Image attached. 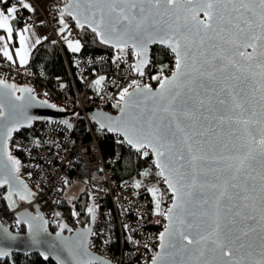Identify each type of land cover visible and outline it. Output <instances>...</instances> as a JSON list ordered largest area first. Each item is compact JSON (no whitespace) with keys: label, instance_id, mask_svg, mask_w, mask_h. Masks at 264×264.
Returning a JSON list of instances; mask_svg holds the SVG:
<instances>
[{"label":"snow or ice","instance_id":"6c2138e0","mask_svg":"<svg viewBox=\"0 0 264 264\" xmlns=\"http://www.w3.org/2000/svg\"><path fill=\"white\" fill-rule=\"evenodd\" d=\"M73 2L76 8L68 4L59 20L63 25L60 34L73 52H79L82 44L79 40L68 39L71 32L64 35L68 29L65 14L72 17L80 29L87 26L101 43L118 50L116 59H121L120 54L127 55V50L131 49L136 58L131 67L139 76L145 75L144 69L151 63V45H160L174 54L170 75H164V69L168 66L162 65L159 74L152 76L158 82L156 90L149 84L141 86L139 81L132 80L120 93L118 103L123 104L120 107L122 117L128 113L134 97L142 94L145 105L151 100L153 107L147 119L142 114H130L127 119L113 121L109 118L106 123L97 121L101 129L122 136L124 139L120 143L131 146L141 156L153 154V166L158 169L155 175L162 178L173 194L171 206L163 209V193L160 189L155 186L147 189L154 197L155 214L167 221L164 231L157 237L160 252L153 257L151 264H166L162 254L168 249L187 257L177 264H264V0ZM7 3L8 0H0V4ZM21 9L35 12L30 0H16L9 7H0V30L4 32L0 35V42H3L0 51L13 64L17 62L8 48V42L15 34L19 41L15 56L23 66L28 63L30 55V36L26 33L31 31V26L15 31L13 21L18 20ZM201 14L203 19L200 18ZM35 43H40V40L37 39ZM218 72L227 73L224 78L226 81L243 79L249 82V92H244L243 88L236 92L228 83L217 80ZM104 79L100 77L96 85H102ZM205 81L221 84L219 91L216 88L208 89L215 94L216 103L229 113L217 115L216 119L222 124L234 122L243 126L247 138L239 147L234 145V156L227 157L233 163H228L224 169L211 170L220 176L227 173L222 183L201 179L205 174L202 172L207 151L204 146L209 141L198 138L205 137V132H195L194 125L190 123L195 120L197 112L203 115L206 100L201 97L199 88L205 87ZM251 81H255L258 88L252 87ZM129 88H132L131 92ZM16 91L31 93L32 89H17L16 85L0 80V96L7 95L17 101H25L24 96H15ZM257 92L259 112L248 106ZM33 99L32 96L28 98L29 102ZM135 107L139 108L140 105L136 104ZM207 111H218L210 99L207 101ZM237 112L239 115H232ZM157 113L164 115L157 120ZM32 119L27 117V126H31ZM204 119L208 117L204 116ZM24 126L16 119L14 106L0 103V130H3L0 139V157H3L0 160V187L8 184L12 188L9 178L20 171L21 161L12 155L7 142L13 133ZM232 136L240 139L237 129H232ZM257 154L261 168L258 197L250 194L247 185V179L255 180V177L246 172V169L252 168V161L256 160ZM242 174L246 177L245 182H235ZM141 175L147 177L153 173L151 169H146ZM141 185V181L135 183L136 188ZM234 189L239 191H232ZM206 190H211V194ZM255 191L256 186L253 184L251 192ZM14 194H18L22 200H29L35 195L22 181L15 190L9 192L8 199ZM88 212L95 222L94 207H89ZM26 223L29 231L34 232L33 224ZM64 227L67 226L63 225L61 231ZM91 233L89 228L84 233V240ZM33 243L39 241L34 240ZM7 254L6 250L0 249V256ZM83 255L88 254L85 252ZM44 258L47 259V255ZM60 264L66 262L61 260ZM76 264L111 262L105 258L88 256L87 259L81 257Z\"/></svg>","mask_w":264,"mask_h":264},{"label":"built area","instance_id":"2783aa9c","mask_svg":"<svg viewBox=\"0 0 264 264\" xmlns=\"http://www.w3.org/2000/svg\"><path fill=\"white\" fill-rule=\"evenodd\" d=\"M15 2L8 0V4ZM8 4H0V7ZM62 11V5L56 0L39 6L43 27L62 51L67 71L65 76L48 77L41 67L29 63L23 66L18 62L13 64L0 51V79L12 81L14 85L26 84L37 98H45L56 107L62 106L65 111H77L74 115L63 117V120L68 118L71 127L61 118L51 117L35 120L30 127L13 133L8 149L21 161L18 176L38 194L35 193L34 199L27 203H19L18 209L10 210L5 208L4 192L0 187V222L19 231L21 223L14 213L38 204L49 225L57 229L65 223L71 235L85 224H90L88 208L94 207L96 220L91 226V251L112 264H151L160 242L157 237L164 231L167 221L155 214L154 197L147 189L153 186L160 189L163 209L169 207L173 195L162 178L155 175L158 169L153 166V158L140 175L130 178L117 176L116 159L106 161L99 146L97 134L102 129L86 110L116 113L122 104L118 103L120 93L132 80L139 81L141 86H154L152 76L159 74L160 70H148L150 63L144 69L145 75L139 76L131 67L136 62L131 49L127 50V55L120 54L121 59H116L118 50L113 47L94 53L68 52L64 40L55 30ZM18 17L25 24L32 21L23 10ZM68 32H71V38L77 36L73 27L65 33ZM159 50L170 53L162 46ZM152 57L151 53V62ZM170 62L171 66L164 69V75H169L173 69L172 53ZM100 77L105 79L102 85L97 86L95 82ZM79 117L83 118L91 136L83 143L76 142L73 134ZM112 133L116 140H123L117 133ZM146 169H151L153 175L142 176ZM137 181L142 182L140 188L135 187ZM70 187L74 191L68 195ZM81 193L86 195V202L80 215L75 207ZM74 212L77 215H73Z\"/></svg>","mask_w":264,"mask_h":264},{"label":"water","instance_id":"95a60500","mask_svg":"<svg viewBox=\"0 0 264 264\" xmlns=\"http://www.w3.org/2000/svg\"><path fill=\"white\" fill-rule=\"evenodd\" d=\"M68 4H72L73 9L76 8V5L74 4L73 0H65L62 4V9H64ZM70 18L76 25L75 20L72 17ZM200 18L201 19L204 18L202 14ZM196 39L198 40L199 37H196ZM153 46L154 45L150 46L151 49L150 58H151ZM248 51H251V49H249ZM226 75L227 73L218 72L217 80L221 81L222 83H228L230 87L235 88L236 92H240L241 88L244 89V92L246 93L249 92V82L243 81V79L241 81H226L224 79ZM6 80L7 79H5V82L7 84H14V82L12 81L7 82ZM204 84L205 87L199 88L201 97L206 100V105L203 111V115H201L200 112H197L195 120L191 121L190 123L194 125L193 130L195 132H205V137H198V138L207 139L209 141V144H206L204 146L207 151H206V159L203 162L202 172L205 174L202 175L201 179L207 182L222 183L223 179L226 178L227 173H225L223 176H220L219 173L212 172L211 170L213 168L224 169L226 168L228 163H233V161L228 160L227 157L234 156L236 154L234 145L236 147H239L240 143L246 142L247 138L243 131V126L236 125L234 122L233 123L225 122L222 124L218 119H216L217 115L229 114L224 111L222 106L216 103L215 94L208 90L211 88H216L217 91H219L221 84L216 83V81H205ZM251 84L252 87L258 88V85L255 83V81H251ZM15 85L17 89L29 88V86H26V84L18 85L16 83ZM151 87L153 88V90H156L158 88V83L157 85ZM4 91L7 92L8 90H4ZM221 95L227 98L226 94L222 93ZM15 96H24L25 101H17L14 99V97L2 95L0 96V103H4L6 106H14L16 119L25 124V126L22 128L28 127L27 117L34 118L31 121L32 124V122L35 120L48 119L51 117L61 118L63 120L64 115L71 116L77 112L75 110L65 111L62 106L49 107V105H55V104L47 102L45 98L43 100L37 98L33 92L28 93V92L16 91ZM29 96L34 97V99L31 100L30 102L28 100ZM209 99L211 100V103L213 105H216L218 111L213 113H209L207 111V101ZM143 101L144 98L142 94L140 96L134 97L132 101V106L129 108L128 113H126L124 117L121 116L120 108L116 113H109L103 110H96V109H87L86 112L88 115H90L93 118L94 122L98 125L99 123H97V121L106 123L108 122L109 118H111L113 121L118 118L127 119L129 118L130 114L131 115L142 114L144 118L147 119L148 116L150 115V109L153 107V102L149 100L147 101V105H145ZM258 101H259V92L256 93L255 99L252 100V102L248 106L259 112V104L257 103ZM136 104H139L140 107L139 108L135 107ZM122 106L123 104H121V107ZM163 115H164L163 113H157L155 119L159 120V118ZM232 115H239V112L234 113ZM204 116H207L208 119L205 120ZM245 116H247V113H245ZM63 121H67V124L72 126V123L68 121V118L65 117ZM208 129H213L214 131H208ZM232 129H237V136L240 137L239 140H237L234 136H232ZM2 133L3 130H0V139H2ZM210 145H214V147H210ZM151 155L154 160V155L153 154ZM221 157H223V159H221ZM2 159L3 157H0V160ZM259 161H260V157L257 154L256 160L252 161V168L246 169L247 173H250L252 177H255V180L247 179V185L249 187L250 194L256 197H258L260 194L259 189L261 183L260 181L261 168ZM19 172L15 173L9 178L12 188H9V185L5 184L7 188L6 191L4 192V197L6 204L10 210L18 209L19 207L18 198H20V196L18 194H14L12 195L11 199H8L9 192L15 190L19 185L20 181H22L23 184L27 186L26 181L17 175L19 174ZM5 173L7 174L6 170ZM218 176H220L219 180H217ZM245 179H246L245 175L242 174L240 178L235 182L243 184L245 182ZM253 184L256 186L255 192H251V186ZM27 189L30 190L32 193H36L29 186H27ZM169 191L171 192V190ZM232 191H239V189H234ZM206 192L209 195L211 194V190H206ZM32 199H34V196H31L29 198V200ZM27 201L28 200H24V202ZM172 202L173 201L171 200V203ZM171 203L169 207L171 206ZM256 203L258 204V200L256 201ZM14 215L19 220V222L24 225L25 230L22 232H17L0 222V249L6 250L8 252L7 255L0 256V258L8 257L9 259H12L13 255L18 252L25 254L38 253L42 257H45V255H47V257L52 259L56 264H60L61 260H64L66 264H76V261L78 259H80L81 257H83V259H87L88 256H96V257L104 258L91 251L89 247L90 234L87 236V240H84V233H86L87 230L91 228L92 217L90 224L88 225L87 228L79 229L70 235L67 232L69 228L65 223L62 224L57 229L52 230L50 228L48 219L44 216L38 204H35L33 209L29 207L19 209L14 213ZM26 221L31 222L33 224L35 230L34 232L29 231L28 224L26 223ZM44 221H47V224H44ZM63 225H66L67 227H64L63 231H61V227ZM34 240L39 241V243H33ZM82 241H83V245H81ZM53 245H56V247H53ZM85 252L88 255H83V253ZM158 252H160L159 244L157 247L156 254ZM162 255L164 256V260L166 264H177V262H179L180 260L187 259V257L183 253H179L173 249H168L166 253H163Z\"/></svg>","mask_w":264,"mask_h":264},{"label":"trees","instance_id":"16d2710c","mask_svg":"<svg viewBox=\"0 0 264 264\" xmlns=\"http://www.w3.org/2000/svg\"><path fill=\"white\" fill-rule=\"evenodd\" d=\"M61 5L65 0H56ZM8 4V3H7ZM11 3H9L6 7H8ZM25 14H27L26 10H23ZM28 15V14H27ZM65 18L70 22V26L75 28L77 31V36L81 40L82 47L80 49V53H94L100 51H108L110 46L102 44L95 33L91 32L90 29L85 27L84 29H80L72 19L65 14ZM66 34V33H65ZM161 46H153L152 47V62L148 70H160L162 65L171 66V53L162 52L159 50ZM68 52H73L67 49ZM155 54V55H154ZM36 67H41L44 71V74L48 77H58L65 76L66 64L62 54V51L54 40L53 36L47 35L37 43L30 55V60L28 62ZM167 69V68H165ZM157 81L154 85H157ZM96 124V123H95ZM74 137L76 142L83 143L90 139V133L86 128L84 120L82 117H79L78 123L74 128ZM97 138L99 141V146L101 148L102 154L106 161H110L116 159L115 170L117 172V176L120 178H130L140 175V172L143 168L148 165V162H152V155L150 153L149 157L143 158L141 155H137L136 150L131 148L124 143H120L119 140L114 138L112 132H108L102 129L98 134ZM118 158V159H117ZM6 185L1 187L2 191H6ZM86 197L85 194L79 196L78 201L76 203L75 211L78 214H83L84 205ZM21 203V202H20ZM5 208H8L7 204H5ZM88 220V216L85 217V221ZM52 230H55L52 225H50ZM25 230L23 224H21L19 232ZM0 264H56L52 259H45L38 253H15L12 259L0 258Z\"/></svg>","mask_w":264,"mask_h":264},{"label":"rangeland","instance_id":"374dc122","mask_svg":"<svg viewBox=\"0 0 264 264\" xmlns=\"http://www.w3.org/2000/svg\"><path fill=\"white\" fill-rule=\"evenodd\" d=\"M25 2H29V0H25ZM30 2H31V4H32V6L34 5V3H33V1L32 0H30ZM14 4V3H13ZM12 4H10L9 6H11ZM8 6V7H9ZM22 10V9H21ZM31 18L33 19V22H31V23H29V24H25V23H22V22H19V23H16V21H13V25H14V29H15V31L16 32H18L20 29H22V28H24V27H26V26H28V25H30L31 26V31L29 32V33H26V35H28V36H30V40L28 41V44H29V50H30V55H31V52H32V50H33V48H34V46L37 44V43H35V41L37 40V39H39L40 41L42 40V39H44V37H46L47 35H48V31L43 27V25H42V19L40 18V17H38V18H36V17H33V15L31 16ZM64 20L66 21V23L68 24V29H70L71 28V24H70V22L67 20V18H65L64 17ZM63 27V25L62 24H60L59 23V25L56 27V32L59 34V35H61L60 34V29ZM67 29V30H68ZM4 34V32H3V30H0V35H3ZM50 36H51V34H49ZM65 35H67V33L65 34ZM61 37H62V39L64 40V43H65V45H66V47H67V49H69L68 48V45H67V42L65 41V39H64V36H62L61 35ZM68 39H70V40H73V41H75V40H79L80 42H81V40H80V38L78 37V36H75V37H73V38H71V37H69L68 36ZM3 42H0V44H2ZM19 47V41H18V36H16L15 34H14V36H13V39L11 40V41H9L8 42V48H9V50L10 51H12V53H13V58L16 60V57H15V49L16 48H18ZM70 51H72L71 49H69ZM3 53V52H2ZM30 55H29V59H28V62H29V60H30ZM17 59L19 60V58L17 57ZM73 191H74V189L72 188V187H70L69 189H68V195H70V194H72L73 193ZM83 193H85V191H83ZM17 232H19V231H17Z\"/></svg>","mask_w":264,"mask_h":264},{"label":"crops","instance_id":"0c3cea01","mask_svg":"<svg viewBox=\"0 0 264 264\" xmlns=\"http://www.w3.org/2000/svg\"><path fill=\"white\" fill-rule=\"evenodd\" d=\"M32 1L34 3L33 7L35 8V12H29L26 10L28 16L31 18V16L33 15V17H36V18L40 17L41 18L40 13H39V6L43 7L52 0H32ZM31 20H32L31 22H33L32 18H31ZM19 22H22V21L18 17V20L16 21V23H19ZM27 24H29V23H27ZM16 61L19 63V60L17 59V57H16Z\"/></svg>","mask_w":264,"mask_h":264},{"label":"bare ground","instance_id":"6f19581e","mask_svg":"<svg viewBox=\"0 0 264 264\" xmlns=\"http://www.w3.org/2000/svg\"><path fill=\"white\" fill-rule=\"evenodd\" d=\"M154 46H156V45H154ZM158 46H160V45H158ZM173 56H174V55H173ZM89 116H90V115H89ZM120 137L123 139L122 136H120ZM125 145H127V144L125 143ZM127 146H129V145H127ZM129 147H131V146H129ZM131 148H132V147H131ZM116 162H117V161H116ZM116 162H115V165H116ZM106 164L108 165V163H106ZM17 175H18V174H17ZM27 186H28V185H27ZM6 187H7V186H6ZM85 196H86V195H85ZM4 199H5V197H4ZM18 199H19V198H18ZM29 201H31V200H28L27 202H29ZM27 202H23V203H27ZM33 207H34V205L32 206V208H33ZM29 208H30V207H29ZM32 208H31V209H32ZM14 216H15V215H14ZM15 218H16V216H15ZM16 219H17V218H16ZM17 220H18V219H17ZM18 221H19V220H18ZM48 222H49V221H48ZM49 224H50V223H49ZM62 224H64V223H62ZM62 224H61V225H62ZM61 225H60V226H61ZM60 226H59V227H60ZM91 226H92V225H91ZM87 227H88V223L85 224L82 228H87ZM82 228H79V229H82ZM79 229H78V230H79ZM90 229H91V228H90ZM75 232H76V231H75ZM72 234H73V233H72Z\"/></svg>","mask_w":264,"mask_h":264},{"label":"flooded vegetation","instance_id":"af4514ba","mask_svg":"<svg viewBox=\"0 0 264 264\" xmlns=\"http://www.w3.org/2000/svg\"><path fill=\"white\" fill-rule=\"evenodd\" d=\"M155 82H156V81L153 82V85H154ZM154 86H155V85H154ZM18 201H19V203H20V202H21V203L24 202V200H22V199H20V198L18 199ZM30 208H32V207H30ZM32 209H33V208H32Z\"/></svg>","mask_w":264,"mask_h":264}]
</instances>
